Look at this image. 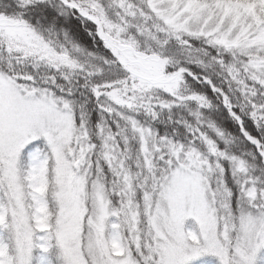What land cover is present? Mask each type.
Here are the masks:
<instances>
[{
	"label": "snow or ice",
	"instance_id": "obj_1",
	"mask_svg": "<svg viewBox=\"0 0 264 264\" xmlns=\"http://www.w3.org/2000/svg\"><path fill=\"white\" fill-rule=\"evenodd\" d=\"M0 264H264V0H0Z\"/></svg>",
	"mask_w": 264,
	"mask_h": 264
}]
</instances>
